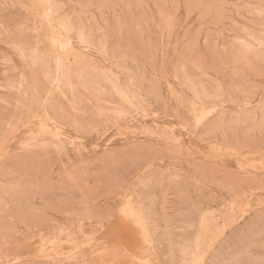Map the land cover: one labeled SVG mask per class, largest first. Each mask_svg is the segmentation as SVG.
Instances as JSON below:
<instances>
[{
  "label": "rangeland",
  "instance_id": "374dc122",
  "mask_svg": "<svg viewBox=\"0 0 264 264\" xmlns=\"http://www.w3.org/2000/svg\"><path fill=\"white\" fill-rule=\"evenodd\" d=\"M0 264H264V0H0Z\"/></svg>",
  "mask_w": 264,
  "mask_h": 264
}]
</instances>
